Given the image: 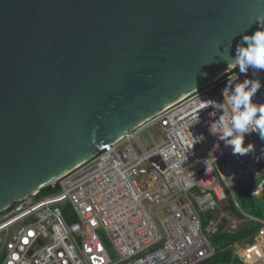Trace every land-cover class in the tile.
I'll return each instance as SVG.
<instances>
[{"label":"water","instance_id":"water-1","mask_svg":"<svg viewBox=\"0 0 264 264\" xmlns=\"http://www.w3.org/2000/svg\"><path fill=\"white\" fill-rule=\"evenodd\" d=\"M261 15L264 0H0V212L226 74Z\"/></svg>","mask_w":264,"mask_h":264},{"label":"built area","instance_id":"built-area-1","mask_svg":"<svg viewBox=\"0 0 264 264\" xmlns=\"http://www.w3.org/2000/svg\"><path fill=\"white\" fill-rule=\"evenodd\" d=\"M245 78L237 70L224 74L64 175L53 192L2 210L0 264H200L216 254L211 239L221 225L233 232L250 221L262 227L253 242L236 244V254L245 264H264V220L225 205L264 177V159L234 156L218 137L191 145L194 136L212 135L214 109L201 104L222 103L227 80ZM259 78L264 85V72ZM253 100L264 103V86ZM198 115L201 123L193 125ZM248 143L259 155L257 133Z\"/></svg>","mask_w":264,"mask_h":264},{"label":"clouds","instance_id":"clouds-1","mask_svg":"<svg viewBox=\"0 0 264 264\" xmlns=\"http://www.w3.org/2000/svg\"><path fill=\"white\" fill-rule=\"evenodd\" d=\"M256 21L262 27L251 35H243L236 46L234 56L231 55L229 49L231 62L220 58V60L227 63L225 70L227 73L229 70H238L239 75H245L246 78L239 82L238 79L234 81L228 79L226 86L221 89L223 102L220 103L209 99L201 104L200 110L205 109V107L206 109L210 107L214 109L208 113L209 117L213 119H210L207 124L209 133L218 137L217 142L219 145L222 141L226 148H231V153L234 156L237 154L240 156L252 154L258 162L264 159V145H262L259 155H256V146L254 143L245 145L246 136L254 132L258 134L261 141H264V103L254 102L253 100V97L264 86L259 78L261 73L264 72V15L258 16ZM250 70L252 78L247 77ZM203 75L207 74L204 73ZM226 105L231 107L232 114L230 117L228 116ZM220 110L223 111L216 118ZM195 120L196 122L193 125L201 123L199 115L195 117ZM194 137L193 147L197 143H202L206 140V136L203 133ZM219 148H216V150ZM166 153L167 150H161L160 152L165 159H167Z\"/></svg>","mask_w":264,"mask_h":264},{"label":"trees","instance_id":"trees-1","mask_svg":"<svg viewBox=\"0 0 264 264\" xmlns=\"http://www.w3.org/2000/svg\"><path fill=\"white\" fill-rule=\"evenodd\" d=\"M260 181L261 178L251 185L236 190L235 198L229 197L226 209L240 217H244L245 213L259 220H264V188L260 196H256L253 193V187L259 184ZM54 190L56 189L53 187H47L41 191V195L48 194ZM207 219V216L204 215V222ZM225 225L226 223L221 225L219 232L211 239L216 254L200 264H245L236 254V244L242 245L247 242H253L262 224L257 221H250L233 232L226 230Z\"/></svg>","mask_w":264,"mask_h":264},{"label":"rangeland","instance_id":"rangeland-1","mask_svg":"<svg viewBox=\"0 0 264 264\" xmlns=\"http://www.w3.org/2000/svg\"><path fill=\"white\" fill-rule=\"evenodd\" d=\"M263 187H264V178L259 184H257L256 186L253 187L254 195L260 196L262 193ZM234 193H233V195H234ZM225 205H227V204H225Z\"/></svg>","mask_w":264,"mask_h":264},{"label":"bare ground","instance_id":"bare-ground-1","mask_svg":"<svg viewBox=\"0 0 264 264\" xmlns=\"http://www.w3.org/2000/svg\"><path fill=\"white\" fill-rule=\"evenodd\" d=\"M207 86H208V85H207ZM205 87H206V86H205ZM205 87H203V88H205ZM189 95H190V94H189ZM187 96H188V95H187ZM184 98H185V97H184ZM184 98H183V99H184ZM181 100H182V99H181ZM181 100H180V101H181ZM178 102H179V101H178ZM175 104H176V103H175ZM173 106H174V104L171 105L170 107H173ZM170 107H169V108H170ZM205 136H206V140H205L204 142H207L208 140L213 139V138H217L216 136L209 135V134H206ZM193 139H194V138H193ZM191 145H192V147H193V142L191 143ZM214 148H215V146H214ZM195 149H196V147L194 146V147H193V150H195ZM203 150H204V149H203ZM203 150H200L199 153H201ZM260 178H261V177H260ZM261 179H262V178H261Z\"/></svg>","mask_w":264,"mask_h":264}]
</instances>
